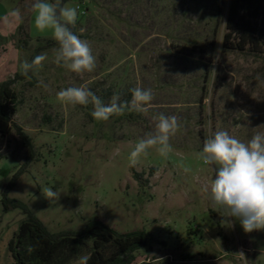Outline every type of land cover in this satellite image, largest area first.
Listing matches in <instances>:
<instances>
[{
  "label": "rangeland",
  "instance_id": "374dc122",
  "mask_svg": "<svg viewBox=\"0 0 264 264\" xmlns=\"http://www.w3.org/2000/svg\"><path fill=\"white\" fill-rule=\"evenodd\" d=\"M34 2L0 0V84L21 74L24 60L47 55L36 75L14 86L20 102L13 120L31 138L34 155L10 197L53 234L81 232L94 220L119 233H151L132 264H264V230L246 233L214 207L204 189L215 166L197 158L215 131L242 142L264 133V42L225 49L232 0H69L64 5L78 10L76 34L96 58L95 69L82 75L54 63L59 45L40 49L55 40L51 30L35 28ZM80 86L105 104L114 94L130 100L136 87L151 89L154 98L145 113L97 121L91 104L56 97ZM161 113L181 125L172 151L165 158L149 149L132 167L135 143L154 132L153 117ZM28 157L15 129L0 135V200ZM44 187L60 192L59 200L46 199ZM26 219L21 210L2 211V231L12 234ZM87 242L80 257L92 250Z\"/></svg>",
  "mask_w": 264,
  "mask_h": 264
},
{
  "label": "clouds",
  "instance_id": "9594fccd",
  "mask_svg": "<svg viewBox=\"0 0 264 264\" xmlns=\"http://www.w3.org/2000/svg\"><path fill=\"white\" fill-rule=\"evenodd\" d=\"M31 8L35 28L41 32L51 30L59 45L55 50L54 63L78 75L91 73L96 67L91 46L72 30L78 19L77 8L62 5V0H35ZM12 15L18 17L19 9L14 10ZM46 59V54H40L31 62L24 60L19 65L21 74L27 77L31 71L36 75ZM39 86L49 89V85L42 79L39 80ZM130 91V100L122 101L120 95L114 94L107 104L86 86L61 89L56 97L61 103L72 106L91 104L92 117L97 121H107L126 111H148L154 98L152 90L136 87ZM153 119L156 121L154 132L146 133L140 138L130 153L129 163L132 167L139 163L142 156L148 155L149 149H155L165 158L172 151L170 139L181 129L177 116H165L161 113ZM197 158L204 165L215 166V179L204 189L206 192L210 190L214 207L222 209L226 216L239 220L246 233L264 230V133H256L247 142H242L228 131H215L204 141ZM190 170L183 167L185 173ZM41 190L51 203L60 198L61 193L51 187ZM27 251H34L33 246H27ZM240 255L243 256V253ZM89 259V256L84 255L76 264H88Z\"/></svg>",
  "mask_w": 264,
  "mask_h": 264
},
{
  "label": "trees",
  "instance_id": "16d2710c",
  "mask_svg": "<svg viewBox=\"0 0 264 264\" xmlns=\"http://www.w3.org/2000/svg\"><path fill=\"white\" fill-rule=\"evenodd\" d=\"M67 1L69 0H62V5ZM227 29L224 39L225 49L244 51L248 45L262 44L264 0H232ZM72 30L76 34V27ZM53 46H58L57 41L48 42L40 49ZM32 75L30 71L27 77ZM27 77L16 74L0 84V135L6 137L15 129L23 147L29 150L26 163L6 185L1 198L4 213L21 210L27 218L18 225L9 243L14 264H71L80 258L79 250L88 247L89 239L92 241V250L88 255L90 257L88 264H132L136 260V253L146 247L153 238L151 233L145 230L119 233L103 221L94 220L81 232L53 234L27 204L10 197L11 191L26 172L34 155L31 138L13 120L20 102L14 86ZM135 177L139 178V174ZM29 245L34 248L31 253L27 251Z\"/></svg>",
  "mask_w": 264,
  "mask_h": 264
},
{
  "label": "crops",
  "instance_id": "0c3cea01",
  "mask_svg": "<svg viewBox=\"0 0 264 264\" xmlns=\"http://www.w3.org/2000/svg\"><path fill=\"white\" fill-rule=\"evenodd\" d=\"M3 205L0 200V217H2ZM17 227L13 229L12 234H9L6 229L2 231V225L0 221V264H14V258L9 250V243L14 233L17 231Z\"/></svg>",
  "mask_w": 264,
  "mask_h": 264
}]
</instances>
